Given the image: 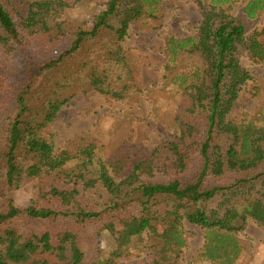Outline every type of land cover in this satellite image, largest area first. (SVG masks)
I'll return each mask as SVG.
<instances>
[{
  "label": "trees",
  "instance_id": "16d2710c",
  "mask_svg": "<svg viewBox=\"0 0 264 264\" xmlns=\"http://www.w3.org/2000/svg\"><path fill=\"white\" fill-rule=\"evenodd\" d=\"M235 1L195 0V33L166 39L175 130L154 147L106 154L83 132L55 147L52 124L79 96L137 101L129 27L171 0H0V264H101V235L114 242L108 264H134L123 259L133 247L148 264H182L185 222L203 230L205 260L236 262L235 234L250 220L264 227V113H229L251 77L242 57L259 58L264 27L247 33L228 11ZM81 4L98 9L66 44L58 7ZM262 11L264 0H248L242 13ZM40 79L48 92L34 90ZM30 181L36 195L18 206L12 194Z\"/></svg>",
  "mask_w": 264,
  "mask_h": 264
},
{
  "label": "rangeland",
  "instance_id": "374dc122",
  "mask_svg": "<svg viewBox=\"0 0 264 264\" xmlns=\"http://www.w3.org/2000/svg\"><path fill=\"white\" fill-rule=\"evenodd\" d=\"M248 0H236L230 5L229 13L242 16L247 33L264 27V11L252 19L245 17L242 10ZM61 16L67 21L66 44L78 29H89L93 14L98 7L81 4L76 7L60 5ZM199 11L195 0H171L169 9L161 10L157 19H147L129 27L124 46L130 51L132 64L138 70L141 94L133 103L119 102L98 94L79 96L63 106L52 124L55 147H60L73 134L83 132L89 144L101 153L127 151L133 143L142 141L154 147L175 130L172 119L173 102L166 97L162 83L164 78L165 49L167 37H186L195 33ZM243 65L251 77L247 80L238 98L234 101L229 117L240 119L244 114L258 116L264 113V41L257 60L242 57ZM177 69L172 67L166 81L173 78ZM37 93L49 91L42 80L34 84ZM87 107L84 113L82 108ZM35 182L25 183L13 192L14 202L25 206L36 195ZM156 228L162 234L168 229L167 220H158ZM187 244L182 254V264H211L202 256L204 232L197 226L184 223ZM143 236L134 239L139 245ZM241 253L234 264H264V227L248 221L245 228L235 234ZM102 248L99 261L108 264L114 248L113 240L101 235ZM133 245V244H132ZM123 259L134 264H148L144 253L135 247L123 254Z\"/></svg>",
  "mask_w": 264,
  "mask_h": 264
}]
</instances>
